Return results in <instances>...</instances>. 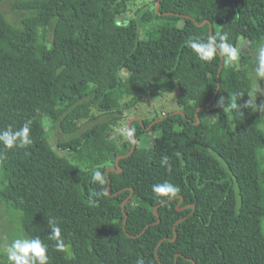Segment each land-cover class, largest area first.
I'll use <instances>...</instances> for the list:
<instances>
[{
	"label": "trees",
	"instance_id": "obj_1",
	"mask_svg": "<svg viewBox=\"0 0 264 264\" xmlns=\"http://www.w3.org/2000/svg\"><path fill=\"white\" fill-rule=\"evenodd\" d=\"M127 1L17 0L29 14L19 26L0 11V130L31 121L33 141L0 145V203L25 237L48 245L49 264H264V129L242 107L248 57L206 63L186 43L227 34L236 48L240 39L258 47L264 0H156L159 15L141 21L163 23L144 35L138 21H116ZM175 89L180 112L154 123L152 139L138 120L132 141L108 137L145 96ZM220 97L231 110L217 107ZM48 122L72 160L54 150ZM133 138V153L118 159ZM96 170L103 185L91 179ZM164 182L179 188L175 197L152 192ZM46 218L57 220L67 251L55 250Z\"/></svg>",
	"mask_w": 264,
	"mask_h": 264
},
{
	"label": "rangeland",
	"instance_id": "obj_2",
	"mask_svg": "<svg viewBox=\"0 0 264 264\" xmlns=\"http://www.w3.org/2000/svg\"><path fill=\"white\" fill-rule=\"evenodd\" d=\"M17 3V0H7L2 2L0 5V11L6 18V20L16 26H19L24 18L29 16L28 13L22 12L14 7ZM158 2L156 0H128L126 13L116 16V21L119 24L126 25L130 20L134 19L138 21L140 32L142 35L146 34L153 27L158 26L163 23L161 18L154 17L151 22H142L141 16L144 13L153 14L156 11ZM156 15H159L156 13ZM183 23H180V26ZM49 33V32H48ZM50 38V34H49ZM237 49L239 50L240 56L248 57V63L244 66L243 70L247 74L248 78L252 84V92L248 98V101L251 100L250 106L255 114V118L259 122L262 129H264V69H262L261 64V50H264V43L258 47L252 48L247 40L240 39L238 42ZM259 89L261 94L253 95L255 90ZM178 96V89L171 91L169 93L163 94L157 98L150 96H145L143 100L136 106L134 109H130L124 112L122 115V121L116 126L111 128L108 133L110 139L118 141L120 144L123 142L132 141V136H128L127 132L129 124L134 120H141L142 122L151 123L154 120L161 119L165 115H168L172 112H180V108L176 103ZM94 115L98 113L94 110ZM103 119H97V121H88L83 120L79 123L81 130H85L92 125L101 122ZM51 128V130H49ZM47 129L49 131V139L54 150L61 156L67 157L72 160V155L61 151L56 148L55 142L57 138L59 140L64 139L61 131L58 127H54L51 123H47ZM155 136L154 132H151L150 129L146 130L145 139L150 140ZM144 140L149 143V141ZM115 168L111 165L110 169ZM12 214L5 206L0 203V258L5 260L6 254L4 253V247L11 243V241L17 237L25 235L18 228V222H16L17 215Z\"/></svg>",
	"mask_w": 264,
	"mask_h": 264
},
{
	"label": "clouds",
	"instance_id": "obj_3",
	"mask_svg": "<svg viewBox=\"0 0 264 264\" xmlns=\"http://www.w3.org/2000/svg\"><path fill=\"white\" fill-rule=\"evenodd\" d=\"M186 43L197 58L206 63L213 61L217 56L225 58V62L229 65L239 59V50L228 42L227 34L209 35L206 40L193 38ZM260 56L262 60L261 67L264 69V50H261ZM257 94H261L259 89L253 93V95ZM250 103H252L251 100L242 107L247 108ZM217 107L222 109V111L226 108L231 110V106L226 103L224 97L218 99ZM239 107L241 108V106ZM30 125L31 121H27L17 129L9 126L4 130H0V145L7 150L23 149L30 146L33 143L30 136ZM127 135L131 136L133 133L129 130ZM162 163L166 164L167 160H163ZM91 179L100 185L105 183L104 173L99 170L91 173ZM152 192L158 198H172L179 192V188L168 182L156 183L152 186ZM46 223L50 233L48 239L54 241L55 250L57 252L67 251L68 245H66L61 236V228L57 220L55 218H46ZM3 251L6 254L8 264H49L48 245L38 236L35 238L17 237L7 244ZM138 264H144L143 260H139Z\"/></svg>",
	"mask_w": 264,
	"mask_h": 264
},
{
	"label": "water",
	"instance_id": "obj_4",
	"mask_svg": "<svg viewBox=\"0 0 264 264\" xmlns=\"http://www.w3.org/2000/svg\"><path fill=\"white\" fill-rule=\"evenodd\" d=\"M159 3H160V1H158V4H157L158 6H160ZM158 6L156 7V13H158V12H157ZM205 23H206V22H203V23H201V24H197V25H198V26H203ZM210 32H211V27H210ZM222 64H223V58H221V65H222ZM175 113H179V112H175ZM137 120L140 121L141 124H142V121H141V120H139V119H137ZM160 120H162V119H160ZM160 120H157V121L153 122L152 124H150L149 127L146 128V130H149V129L151 128V126H152L154 123H156V122H158V121H160ZM130 124H131V123H130ZM130 124H129V126H130ZM142 126H143V124H142ZM135 147H136V140H135V138H133L132 150H131L126 156H120V157H118V159H119V158H126V157H129V156L133 153ZM118 159L116 160V162L118 161ZM109 170H110V171H113V169H109ZM109 170L107 171V173L109 172ZM116 172H117V173H121V170L119 169V167H118V170H117ZM131 192L133 193L132 188H131ZM132 193H131V195H132ZM179 210H180V209H179ZM154 214L157 216V222H156V224H158V223L160 222V218H159L158 215L155 213V211H154ZM125 218H126V216H125ZM125 220H126V219H125ZM125 220H124V222H125ZM182 220H183V219H180V221H182ZM147 228H148V226L145 227V229L143 230L142 233H144V231H145ZM176 237H177V235L175 234L174 239H172L171 241L174 242L175 239H176Z\"/></svg>",
	"mask_w": 264,
	"mask_h": 264
},
{
	"label": "flooded vegetation",
	"instance_id": "obj_5",
	"mask_svg": "<svg viewBox=\"0 0 264 264\" xmlns=\"http://www.w3.org/2000/svg\"><path fill=\"white\" fill-rule=\"evenodd\" d=\"M162 119V118H161ZM158 120H160V119H158ZM155 121H157V120H154L153 122H155ZM153 122H151L150 124H152Z\"/></svg>",
	"mask_w": 264,
	"mask_h": 264
}]
</instances>
